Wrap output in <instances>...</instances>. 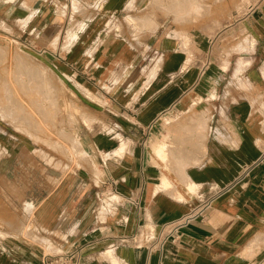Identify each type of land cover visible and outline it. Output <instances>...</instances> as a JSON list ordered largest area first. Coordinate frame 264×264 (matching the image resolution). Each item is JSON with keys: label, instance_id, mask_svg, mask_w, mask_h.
<instances>
[{"label": "crops", "instance_id": "crops-1", "mask_svg": "<svg viewBox=\"0 0 264 264\" xmlns=\"http://www.w3.org/2000/svg\"><path fill=\"white\" fill-rule=\"evenodd\" d=\"M75 249L264 264V0H0V264Z\"/></svg>", "mask_w": 264, "mask_h": 264}, {"label": "built area", "instance_id": "built-area-1", "mask_svg": "<svg viewBox=\"0 0 264 264\" xmlns=\"http://www.w3.org/2000/svg\"><path fill=\"white\" fill-rule=\"evenodd\" d=\"M115 194L121 196L115 190ZM196 215L191 212L184 215L181 218L166 221L160 227L159 231H156L155 228H149L141 235L134 236L132 238L133 242L137 246H146L152 248L157 244H163L169 239L175 240L178 237V234L181 229L186 227ZM77 254L78 250L68 251V252H59L54 255H43V264H77Z\"/></svg>", "mask_w": 264, "mask_h": 264}, {"label": "rangeland", "instance_id": "rangeland-1", "mask_svg": "<svg viewBox=\"0 0 264 264\" xmlns=\"http://www.w3.org/2000/svg\"><path fill=\"white\" fill-rule=\"evenodd\" d=\"M231 4H232V3H231ZM60 86H61V88H63L62 85H60ZM65 97H66V95L64 94V90H63V91H61V99L65 98ZM44 134H45V135H51V129H50V128H49V129L46 128V129L44 130ZM62 147H63V146H61V153H63V150H64V149H65L64 152L67 153V148H68L67 144H65V146L63 147L64 149H63ZM65 153H64V154H65ZM76 154H77V152H76ZM65 155H66V154H65Z\"/></svg>", "mask_w": 264, "mask_h": 264}, {"label": "bare ground", "instance_id": "bare-ground-1", "mask_svg": "<svg viewBox=\"0 0 264 264\" xmlns=\"http://www.w3.org/2000/svg\"><path fill=\"white\" fill-rule=\"evenodd\" d=\"M23 66V65H22ZM26 68V67H25ZM37 77V76H36ZM40 79V78H39ZM42 80V79H41ZM39 90V89H38ZM37 91V90H36ZM46 96V95H45ZM54 97V96H53ZM51 101V100H50ZM56 105V104H55ZM198 121V120H197ZM198 128V127H197ZM195 129V128H194ZM204 130V129H203ZM163 152V151H162ZM163 154V153H162ZM167 157V156H166ZM164 158V157H163ZM165 161V160H164Z\"/></svg>", "mask_w": 264, "mask_h": 264}]
</instances>
